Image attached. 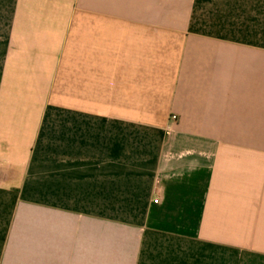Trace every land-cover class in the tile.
<instances>
[{"label": "crops", "instance_id": "crops-1", "mask_svg": "<svg viewBox=\"0 0 264 264\" xmlns=\"http://www.w3.org/2000/svg\"><path fill=\"white\" fill-rule=\"evenodd\" d=\"M0 264H264V0H0Z\"/></svg>", "mask_w": 264, "mask_h": 264}, {"label": "built area", "instance_id": "built-area-1", "mask_svg": "<svg viewBox=\"0 0 264 264\" xmlns=\"http://www.w3.org/2000/svg\"><path fill=\"white\" fill-rule=\"evenodd\" d=\"M171 121H172V122H175V121H176V117H175V116H171ZM154 202L157 203L158 200H155Z\"/></svg>", "mask_w": 264, "mask_h": 264}]
</instances>
